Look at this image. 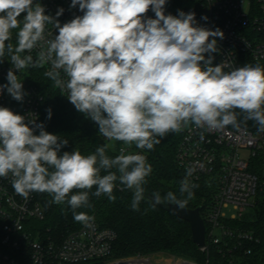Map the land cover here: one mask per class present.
Wrapping results in <instances>:
<instances>
[{
	"label": "clouds",
	"instance_id": "1",
	"mask_svg": "<svg viewBox=\"0 0 264 264\" xmlns=\"http://www.w3.org/2000/svg\"><path fill=\"white\" fill-rule=\"evenodd\" d=\"M166 2L71 0L70 7L78 6L83 14L61 24L63 8L54 18L38 0H0V62L7 56L12 65L0 94L6 90L22 102L25 92L18 73L48 64L44 75L66 91L68 101L108 141L154 150L161 138L189 124L209 130L238 128L237 109L245 122H254L264 133V66L246 64L225 71L227 65H213L211 54L224 33L198 26L192 12L166 15ZM149 10L155 18L147 16ZM49 25L57 34L47 31ZM51 116L48 109L47 118ZM68 143L46 131L43 123L0 106V177L11 175L17 194L47 193L51 203H67L74 220L87 224L91 217L75 210L90 206L88 190L95 186L93 195L114 201L119 181L132 190L131 207L139 210L152 172L145 155L121 147L110 157L107 144L88 155L78 150L61 154ZM197 167L203 165L189 167L181 181L186 199L154 192L153 206L170 201L183 208L198 187L188 179Z\"/></svg>",
	"mask_w": 264,
	"mask_h": 264
},
{
	"label": "built area",
	"instance_id": "2",
	"mask_svg": "<svg viewBox=\"0 0 264 264\" xmlns=\"http://www.w3.org/2000/svg\"><path fill=\"white\" fill-rule=\"evenodd\" d=\"M180 1L184 6L181 11L195 13L198 26L210 30L219 28L224 33L223 39L217 38V52L211 54L214 57L213 65L225 64V71L246 64L264 66V0ZM38 2L45 7V13L54 18L57 10L63 8V14L58 17L61 24L83 14L78 6L70 7L71 0ZM23 15L25 14L20 17L21 22ZM47 31L52 35L57 34L51 25L47 26ZM37 51L31 53L34 58ZM11 67L6 56L0 62V84L7 83L6 75ZM49 68L50 65L46 64L44 67H30L18 73L25 92L23 101L14 100L5 90L0 94V106L8 107L28 119H35L39 124L43 97L29 83L28 77L31 70L47 71ZM57 90L75 109L66 98V91L61 92L59 88ZM87 120L98 131L96 124ZM180 133L182 137L176 152V163L183 172V179L187 169L199 162L203 168L197 167L188 179L198 187L206 184L213 190L212 201L203 217L206 247L201 250H207V239L215 245L232 239L259 241L254 233L231 230L224 222L241 219L258 194L264 193V133L254 132L241 125L238 128L228 125L209 130L192 124L183 127ZM150 151L137 149L132 153H141L148 160ZM129 152L130 149L126 148V153ZM11 180V175L7 178L0 177V264H88L113 257L116 233L100 228L91 219L87 224L83 223L78 231L64 236L60 242L43 239L33 227L34 221L45 218L43 206L37 197L38 192H32L27 197L19 195L13 189ZM230 208L235 213L228 218L224 211ZM133 260L143 259H119L109 264Z\"/></svg>",
	"mask_w": 264,
	"mask_h": 264
},
{
	"label": "trees",
	"instance_id": "3",
	"mask_svg": "<svg viewBox=\"0 0 264 264\" xmlns=\"http://www.w3.org/2000/svg\"><path fill=\"white\" fill-rule=\"evenodd\" d=\"M180 0H167L165 14L175 15L183 10ZM148 17L155 18L149 10ZM14 30L11 43L16 44ZM43 70H31L29 83L42 95L41 122L49 133L57 134L60 139L68 140V145L61 149L64 151L78 150L83 155L95 152L97 147L107 144L98 134L89 121L77 110L73 109L54 86L53 81L44 75ZM51 109V119L47 118V110ZM237 122L254 132L257 126L252 121L245 122L243 113L238 109ZM181 133H169L161 138V142L150 151L148 163L152 166L151 174L146 178L144 185L145 199L139 204V210H133L132 190L116 182L113 195L115 200H109L106 195L99 197L93 195L94 186L89 191V205L76 209L91 217L102 229H110L117 235L113 245V257L117 260L133 257H149L159 253H166L179 258L193 260L197 264H264V193L258 194L255 202L241 219L225 220L226 226L231 230L252 232L259 241H244L238 239L225 240L221 245L209 243L207 250L202 251L192 241L191 226L188 222L179 219L158 205L153 206L152 194L158 192L161 197L169 192L177 199L187 198V193L181 194L180 186L183 172L176 163V152L181 141ZM107 155H118L107 148ZM114 171V170H113ZM105 174L103 171L101 175ZM77 191L73 190L72 194ZM192 199L188 200L184 208H201L204 217L212 201L213 190L206 184H200L194 192ZM43 206L45 218L34 221V231L38 232L46 241L60 242L64 236L78 231L83 222L73 218V210L67 203H51L52 197L47 193L37 194ZM170 202V201H169ZM173 203V202H171ZM175 204V203H173ZM106 260H95L88 264H105Z\"/></svg>",
	"mask_w": 264,
	"mask_h": 264
},
{
	"label": "water",
	"instance_id": "4",
	"mask_svg": "<svg viewBox=\"0 0 264 264\" xmlns=\"http://www.w3.org/2000/svg\"><path fill=\"white\" fill-rule=\"evenodd\" d=\"M157 205L169 214L188 222L191 226L193 243L199 249L206 247V225L200 207L196 209L181 208L171 202H163Z\"/></svg>",
	"mask_w": 264,
	"mask_h": 264
},
{
	"label": "rangeland",
	"instance_id": "5",
	"mask_svg": "<svg viewBox=\"0 0 264 264\" xmlns=\"http://www.w3.org/2000/svg\"><path fill=\"white\" fill-rule=\"evenodd\" d=\"M13 32H14V30H13ZM12 35H13V33H12ZM107 145H108L109 149L112 152H114V153H118L119 152V149L121 147H125V148L130 149V152L129 153H132L133 151L137 150V148H135L134 145H132V146H124V145H122L121 142H117V141H107ZM224 212L226 213V215H227L228 218L233 213H235V211L232 208L226 209ZM138 258H141V259H143L145 261L147 260L149 262V264H183V263H187V262L188 263L197 264V262H195L193 260L179 258V257L172 256V255L166 254V253H159V254H155V255L149 256V257H133V258L125 259V260L127 261V260L138 259ZM114 260H117V259L111 258L109 260H106L105 261V264H109L110 262H112Z\"/></svg>",
	"mask_w": 264,
	"mask_h": 264
},
{
	"label": "bare ground",
	"instance_id": "6",
	"mask_svg": "<svg viewBox=\"0 0 264 264\" xmlns=\"http://www.w3.org/2000/svg\"><path fill=\"white\" fill-rule=\"evenodd\" d=\"M119 264H149V262L146 260H139V261H129V262H121ZM183 264H188V263H183Z\"/></svg>",
	"mask_w": 264,
	"mask_h": 264
}]
</instances>
